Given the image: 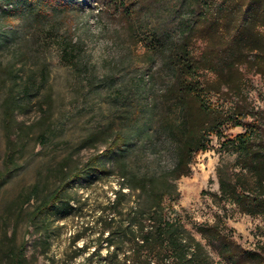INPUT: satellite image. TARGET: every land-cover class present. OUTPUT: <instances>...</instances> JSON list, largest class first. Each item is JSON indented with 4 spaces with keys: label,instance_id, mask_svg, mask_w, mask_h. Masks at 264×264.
I'll return each instance as SVG.
<instances>
[{
    "label": "trees",
    "instance_id": "trees-1",
    "mask_svg": "<svg viewBox=\"0 0 264 264\" xmlns=\"http://www.w3.org/2000/svg\"><path fill=\"white\" fill-rule=\"evenodd\" d=\"M100 1L111 7L112 16L124 26L130 41L102 78L110 84L117 76L127 77L126 92L114 95L121 106V127L114 130L109 125L88 135L80 148L94 149L95 153L84 163L73 162L72 154L67 156L55 170L58 183L49 195L41 198L40 186L36 185L22 196L21 208L36 203L31 224L42 232L41 244L49 249L52 218L63 216L70 207L74 199L69 190L75 183L118 172L122 186L144 194L152 209L127 226V234L138 249L145 251V264H264V244L246 249L219 225L198 229L207 242L203 244L164 206L166 200L178 197L174 181L190 176L194 157L212 149L216 140L237 154V166L254 178L253 186L245 178L232 183L222 180L218 199L230 201L242 214L264 215V110H257L246 92V72L255 71L264 77V0H196L198 10L184 15L177 25L171 21L177 10L173 5L171 23L167 22L172 27L166 25L153 33L147 32L148 20L155 5L165 9L166 0ZM143 36L149 44H143ZM81 42L72 0H0V53L8 51L11 56L3 72L8 80L16 81L4 102L7 149L0 188L20 169L18 155L25 127L18 115L27 112L23 97L31 96L35 87L30 84L15 91L21 80L16 63L29 60L28 53L39 61L55 46L64 62L80 68ZM159 58L170 84L162 95L152 96L151 76ZM40 72L46 82V62L42 61ZM208 74L212 77L207 78ZM214 95L234 102V106L213 105L209 97ZM172 110L177 111L178 122L168 117ZM43 112L45 117L47 112ZM249 117L253 121L249 122ZM228 125L243 127L246 132L228 135L224 131ZM160 132L176 145L175 166L170 174L149 176L134 168L128 158L135 149L156 146L155 137ZM38 138L42 144L49 140L45 132ZM100 140L103 150L98 149ZM119 196L125 195L120 192ZM120 203L117 199L114 208ZM108 228H112L111 223ZM110 234L108 241L114 232ZM26 254L27 243L9 248L6 264H28Z\"/></svg>",
    "mask_w": 264,
    "mask_h": 264
},
{
    "label": "rangeland",
    "instance_id": "rangeland-1",
    "mask_svg": "<svg viewBox=\"0 0 264 264\" xmlns=\"http://www.w3.org/2000/svg\"><path fill=\"white\" fill-rule=\"evenodd\" d=\"M72 1L75 26L82 41L81 67L64 62L61 51L55 46L46 51L43 60L37 61L28 53L29 60L16 63L21 80L15 91L33 84L35 87L31 88V96L23 97L27 112L18 115L25 127L18 155L20 169L0 188V264L7 263L9 248L25 243L28 264H145V251L138 249L127 234V226L141 213L150 214L152 209L144 194L122 186L123 179L118 172L109 177L98 174L70 188L74 200L63 216H53L49 249H45L39 240L42 232L36 231L31 224L35 201L24 208L19 205L24 200L22 196L36 185L40 186L41 198L55 190L59 176L55 170L67 156L72 154L73 162L84 163L95 153L94 149L80 148L88 135L109 125L114 130L121 127V106L114 101V95L126 92L127 77L117 76L110 84L102 82V78L117 63L122 50L130 46L126 30L118 18L112 16L111 7L107 8L100 0ZM173 5L177 6L173 18L171 16L175 25L190 11L198 10L196 0H166L165 9L154 6L147 32L166 28ZM172 33H176L174 29ZM147 39V36L142 37L144 45ZM10 57L8 51L0 53V173L4 170L7 149L4 102L16 82L8 80L3 72L11 62ZM42 61L48 67L46 82L40 72ZM246 80V92L252 105L257 110H264V77L249 71ZM169 84L170 76L159 58L151 76V95H162ZM209 99L216 106H234V102L215 95ZM43 109L47 112L45 117ZM168 117L172 122H178L177 111H170ZM248 121L253 119L249 117ZM224 131L228 135H239L246 129L228 125ZM43 132L49 139L46 144L38 138ZM155 143L156 146L148 144L135 149L128 160L131 159L134 168L149 176L170 174L175 166L176 145L161 132L156 135ZM98 149H104L101 140ZM237 159V154L222 148L215 140L212 149L194 157L190 176L174 181L178 197L175 201L166 200L164 206L203 244L207 242L198 229L219 225L244 248L255 249L264 244V215L242 214L230 201L218 199L222 180L232 183L245 178L253 186L254 178L237 166ZM120 192L124 193V198H118ZM117 199L121 203L114 208ZM110 223L112 228H108ZM112 231V241H108Z\"/></svg>",
    "mask_w": 264,
    "mask_h": 264
}]
</instances>
